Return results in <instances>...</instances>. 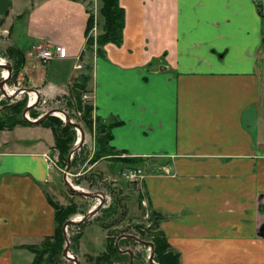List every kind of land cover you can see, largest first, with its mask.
I'll use <instances>...</instances> for the list:
<instances>
[{"label":"crops","instance_id":"obj_1","mask_svg":"<svg viewBox=\"0 0 264 264\" xmlns=\"http://www.w3.org/2000/svg\"><path fill=\"white\" fill-rule=\"evenodd\" d=\"M119 5L123 42L106 44L103 56L91 51L83 98L102 121L122 122L112 126L110 145L118 159L141 161L139 196L160 217L180 264H264V0ZM89 17L85 0H0L1 51L17 50L22 74L38 87L51 82L47 69L29 68L35 45L61 46L53 78L67 87L78 76L63 65L75 61L77 69L90 52ZM40 130L12 140L0 131V264H33L29 247L55 233L57 169L48 170L43 156L55 139ZM103 160L119 161L96 164ZM83 225L71 226V236ZM84 234L79 247L106 248V231L88 240ZM120 243L123 250L133 245Z\"/></svg>","mask_w":264,"mask_h":264},{"label":"rangeland","instance_id":"obj_2","mask_svg":"<svg viewBox=\"0 0 264 264\" xmlns=\"http://www.w3.org/2000/svg\"><path fill=\"white\" fill-rule=\"evenodd\" d=\"M87 2L89 12H90V17L93 18V23L91 25V28L88 30L87 33V39H93L94 43V48L97 47V39L98 37L103 33L104 29V19L100 15V7H101V1L99 0L98 2L95 3V1H89L85 0ZM38 45H43L44 47H49L52 48L54 46L50 45H45L44 43L37 44ZM35 49V47H34ZM33 49V50H34ZM90 52L91 50L88 49ZM4 51H1L0 47V58H2L1 61L4 62H10L13 66L12 73L14 71V66L16 64L17 57L15 54H11L10 51L4 47ZM86 52V56L83 60L77 61V69H74V62L73 61H68V65H63V67H69V71L71 72L72 75H77L78 78L73 81L72 83L69 84V86L65 87H57L56 82H58V79L53 78V71L54 69L61 68L62 64L58 63V61H50L52 65H48L49 63H45L36 57H34L31 54L30 61L28 63L29 68H33L35 65H39L43 67V70L47 69L49 76V81L51 82L50 84L46 85L42 84L39 85L38 87L33 86L32 83H29V77L26 74H22V69L20 70L19 74L17 75L16 79L12 78L13 74L11 77L8 78V81L5 83L4 87L6 89V92L12 93L13 91H17L19 88H32L41 91L40 96H39V104L37 105V108H32L31 110L37 114V118L41 117L43 114L51 111V110H60L66 112L68 114V117L70 120H72L74 123H78L81 125V127L85 130V141L83 145L79 148L76 149L74 152V155L76 154L78 156V163L76 166L70 167L69 172L66 171V168H61L60 167V157L59 153L57 150L53 148L52 151H49L47 153H50L52 155H57L58 157V166L59 169H57V179L55 178V187L54 188V193L56 196L55 197V202L58 203L60 206H69L73 205L78 208V211L71 216L69 219H74V220H79L82 219L83 216L89 212L91 209H93L97 203L96 198L92 197H86L83 196L82 194L75 193L68 189L64 183V176L66 175L68 178V181H70L71 184H73L75 187H78V189L83 190V191H88L90 193L94 191H102L106 194H108L109 200L108 203H113L115 207V211L112 212L111 214H106L105 209H101L98 214L91 218L90 220L86 221L83 226L80 228L81 234L83 232L85 233V239L88 240L91 235L93 236L94 234L99 235L100 233L107 232L110 237L109 239H113L117 235H120L121 233H127L129 232H134L136 229L139 231V233L143 236L145 239H152V235L155 234V230L157 228L156 223L154 220H152L151 215L148 219L144 218V212L142 213V206H141V198L139 196V191L135 189L133 185H131L123 176H122V171L125 168V165H123L122 162L120 161H108V160H103L99 164H94L91 165V162L89 163V157H91L95 151V148L98 149V144L95 143V135L99 139L100 137H103L101 139V143L104 146L103 149H106L110 151L109 146L107 147V141L106 136H109L107 133L103 132V134L100 133L101 129L100 123H96V119L98 118L95 114V108L94 104L90 101V99L83 98V95L87 92H80L77 89H74L75 91V97L81 95L82 98L80 102V106L78 107V104L74 98V93L71 94V88L75 85H82L85 80H90L91 78V59L89 58V55L92 54V52ZM23 56H25L23 54ZM24 58V57H23ZM82 64V65H81ZM48 65V66H47ZM80 66V67H79ZM5 68H0V77L2 74L5 73ZM55 83V84H54ZM60 84V83H58ZM87 87V86H86ZM36 94L34 93V96L32 93H19L16 96H7L4 94V91L0 89V111L5 110L4 105H13L16 102L22 101V103L27 107L32 101H36ZM72 99L71 104H68V101ZM90 112V115L92 116V119L94 120V130L93 134L88 132L85 128L84 125L85 123L82 121L83 114L85 111ZM56 112V111H55ZM52 117H56L61 120V122L66 125L69 123L66 121V119H62L61 117L57 115H51ZM49 116V117H51ZM29 117L32 119L31 115L29 114ZM48 117V118H49ZM46 118L45 120H47ZM100 119V118H99ZM44 120V121H45ZM101 120V119H100ZM42 121V122H44ZM101 123H106L101 120ZM52 129L50 127L44 126L42 123L39 125H32V124H23V125H17L14 130L11 131V129H5V130H0V131H7L2 136H4L7 139H21V138H31L34 135H36V131L40 129ZM75 141L73 144V147L79 142L81 139V135H79L78 129L75 128ZM41 131V130H40ZM97 131V132H96ZM51 134L53 133L49 131ZM99 143V145L101 144ZM100 147V146H99ZM111 155L118 158L119 156H122L119 154L117 151H110ZM45 154V153H44ZM73 155V157H74ZM44 156V155H43ZM88 157V158H87ZM82 158H87L84 163H82L81 159ZM103 158H108V157H103ZM102 158V159H103ZM122 158V157H120ZM136 166H141V164L136 165ZM56 174V173H55ZM54 174V175H55ZM128 184V185H127ZM127 193V196L124 194ZM140 197V198H139ZM111 201V202H110ZM109 205V204H108ZM97 224V227L95 231H92L94 229H90L86 226H89L91 224ZM102 225V226H101ZM142 226V230L138 227ZM86 227V228H84ZM71 226L68 227L67 233L69 235V239L73 236L79 233L78 229L74 233H72L71 236V231L74 230ZM78 228V227H76ZM75 228V230H76ZM88 228V229H87ZM85 229V230H84ZM146 230V232H144ZM92 233V234H91ZM141 236V237H142ZM108 238L106 239V243L109 240ZM105 241V240H104ZM43 242V241H42ZM42 242L39 244L41 245ZM50 244V243H49ZM126 244V243H125ZM124 243L123 245H120V248L123 250L124 247L126 246ZM38 245V246H39ZM66 242L63 244V248L65 247ZM76 244L71 242L69 243V254L70 255H77L79 258V264H90L91 261L89 260L90 258H97L100 256L101 253L104 252L102 250V245H98L97 247H79L77 244V249H75ZM128 247V246H127ZM135 250V258L133 264H148L147 263V256L149 254V251L143 250L141 247L134 248ZM119 251V250H118ZM120 252V251H119ZM173 253H177L176 251L172 250ZM121 253V252H120ZM122 254V253H121ZM124 255V254H123ZM127 255V254H125ZM48 257V256H47ZM128 257V258H127ZM126 261L124 259V262L120 264H129V255L125 257ZM46 259V257H45ZM181 263V262H180ZM59 264H75L74 259H69L66 257H61L60 263Z\"/></svg>","mask_w":264,"mask_h":264},{"label":"trees","instance_id":"obj_3","mask_svg":"<svg viewBox=\"0 0 264 264\" xmlns=\"http://www.w3.org/2000/svg\"><path fill=\"white\" fill-rule=\"evenodd\" d=\"M101 1V7H100V15L104 19V29L103 33L98 37L97 39V47L94 48L93 39H87L86 43V49H90L92 52H95L98 56L104 55V46L108 43H114L116 45H121L123 42V31L125 27V11L122 7L119 5V0H100ZM260 7V6H259ZM260 12L261 9H259ZM263 15V13H262ZM93 23V18L89 17L88 24H87V32L91 28V25ZM10 53L13 55L15 54L17 57L15 68L13 71L12 78L16 79L17 75L19 74L20 70L23 68L22 63V56L20 53L15 50L14 48L9 49ZM7 76V73L5 74V77ZM87 82L88 80H85V82L82 85H75L71 88V94L74 93V98L78 104V107L80 106V100L79 98H82V94L75 97V90H79L81 93L87 91ZM15 95V93L13 94ZM11 96V95H10ZM80 101V102H79ZM72 99L68 101V104H71ZM31 104V103H30ZM5 110L0 111V130L5 129H13L17 125H25L30 124L27 122V120L24 118L23 113L26 109V106L22 103V101H18L14 103L13 105H4ZM33 110V109H32ZM32 110L28 112L31 115L32 119L37 118V114L34 113ZM90 112L88 110L85 111L82 117V121L85 123L84 128L93 134L94 130V120L92 119V116L90 115ZM55 115L61 117L62 119H65V114L61 113L59 111H56L54 113ZM100 123V133L103 134V132L107 133L109 136H106L107 141V147L109 146L110 151L114 152V148L110 145V141L112 138L111 135V128L114 125H121V121H115L112 124L107 123H101V120L99 118L96 119V123ZM44 126H48L52 129L54 134V149L58 151L59 157H60V167L66 168L68 165V157L71 149L73 148V144L75 141V127L72 125H64L60 119L56 117H49L47 120L42 122ZM79 131V130H78ZM95 131V130H94ZM97 132V131H96ZM79 135H81L79 131ZM95 143L98 144V149L95 148L94 154L91 157H87L89 160V163L91 162V165L96 164L99 160H101L103 157L113 158L115 160H119L122 163H124L125 166L130 167H138L136 165H140V160L135 159H128V158H116L111 155V152L103 149L104 146L101 143V139L103 137H100L99 139L95 135ZM99 143H101L99 145ZM100 146V147H99ZM87 158H82L81 161L84 163V161ZM78 163V156L75 154L72 162L71 167L76 166ZM123 172V171H122ZM51 203L54 205L56 209L55 213V222H56V229L54 235L51 237H47L43 240L41 245L37 246H31L29 247L30 250L33 251L35 254V259L33 264H59L61 257H63V244L66 242V237L63 232V226L65 222L71 218L72 215H74L78 208L69 205V206H60L58 203H56L53 199H50ZM106 214H111L115 211L114 204L112 203L108 208L105 209ZM151 218L156 223V232L152 235L151 241L155 245V259L159 264H180V255L178 253H173L172 248L170 244L168 243L166 237L164 236L163 232L160 229V217L156 215L155 213H151ZM142 230V226L138 227ZM144 229V228H143ZM146 232V230H144ZM122 234V233H121ZM119 235L114 237L113 239H109L106 244V248L103 253L100 254L97 258H90L91 261L90 264H114V263H122L124 262V259L126 261V256L121 254L118 249L116 248L115 242ZM81 237V232L77 234V236H72L70 238L72 244L75 243V249H77L78 240ZM50 243V244H49ZM121 245V243L119 242ZM48 256V257H47ZM46 257V259H45ZM128 258V257H127ZM130 261V258H129Z\"/></svg>","mask_w":264,"mask_h":264},{"label":"water","instance_id":"obj_4","mask_svg":"<svg viewBox=\"0 0 264 264\" xmlns=\"http://www.w3.org/2000/svg\"><path fill=\"white\" fill-rule=\"evenodd\" d=\"M0 68H6L8 71H7V76L5 77V75H2L0 77V89L4 91V94L7 95V96H10L7 94L6 92V89L4 87L5 83L8 81V78L11 73H12V70H13V66L10 62H5L4 65H1L0 64ZM35 93L37 98H36V101L33 103V104H29L24 113H23V116L24 118L27 120V122H29L30 124L32 125H39L42 123V121H44L46 118H48L49 116L51 115H54L55 111H59L61 113H64L65 114V119L66 121L72 125L73 127H75L76 129H78L81 133V139L79 140V142L75 145V147H73L69 153V157H68V165L66 167V171L69 172L70 170V167H71V162H72V159H73V155H74V152L76 149H79L84 141H85V130L81 127L80 124L78 123H74L72 120L69 119L68 117V114H66V112L64 111H60V110H51L45 114H43L41 117H39L37 120H31L29 117H28V112L36 107L38 104H39V96H40V93L38 90L36 89H32V88H19L16 92H15V95H11V96H16L17 94L19 93ZM64 183L65 185L68 187V189H70L71 191L75 192V193H79V194H82L83 196H86V197H92V198H96L99 200V203L93 208L91 209L87 214H85L83 216L82 219H79L78 221L74 220V219H68L64 226H63V232H64V235L66 237V245L63 249V256L66 257V258H69V259H74V262L75 264H79V258L77 255H74L73 257H71L68 252H69V243H70V239H69V235L67 233V229L69 226H79V225H82L84 224L86 221L90 220L91 218H93L94 216L97 215V213L102 209L104 203H105V200H106V197L104 195V193L102 191H94L92 193L88 192V191H83V190H80L78 188H76L75 186H73L70 181H68V178L67 176L65 175L64 176ZM122 238H131L133 239L134 241H137L139 243H142L146 246H149L151 248V252H150V255H149V263L150 264H158V263H154V256H155V245L152 241H143V240H140L138 239L136 236L132 235V234H128V233H124L120 236H118V238L116 239V242H115V245H116V248L122 253V254H127L129 255L130 257V263L129 264H133L134 262V258H135V253L132 249L128 248V249H125V250H122L119 246V242ZM114 264H118V263H114Z\"/></svg>","mask_w":264,"mask_h":264},{"label":"built area","instance_id":"obj_5","mask_svg":"<svg viewBox=\"0 0 264 264\" xmlns=\"http://www.w3.org/2000/svg\"><path fill=\"white\" fill-rule=\"evenodd\" d=\"M63 54V48L59 45H56L52 48L49 47H44L43 45H38L35 46V49L32 51V55L34 57H36L37 59L45 62V63H49L50 61H52L53 59L57 58V57H61ZM80 67V66H79ZM4 75V74H3ZM37 108V107H34ZM44 158L47 164V168L50 171H54L56 169H59L58 166V157L57 155H52L50 153H45L44 154ZM168 172V171H167ZM122 176L131 184L135 187V189L137 191H143V187H144V180L146 178V174L144 172V170L140 167H130L125 169L122 172ZM105 195V193H104ZM141 206L142 208L145 209L144 212V218L148 219L150 217V212L148 211L149 209V200L145 195L141 196ZM110 198L107 195V199L105 200L106 203L105 205L107 206L109 203ZM149 255L150 252L147 256V263H148V259H149ZM72 256V255H70Z\"/></svg>","mask_w":264,"mask_h":264},{"label":"flooded vegetation","instance_id":"obj_6","mask_svg":"<svg viewBox=\"0 0 264 264\" xmlns=\"http://www.w3.org/2000/svg\"><path fill=\"white\" fill-rule=\"evenodd\" d=\"M107 195L108 194H106L105 193V197H106V199H107ZM109 197V196H108ZM111 200V199H110ZM111 202V201H110ZM105 203H106V201H105ZM105 203H104V205H105ZM109 205H111V203H109ZM128 234H132V235H134V236H136L138 239H140V240H143V241H151L150 239H145V238H143V236L139 233V231H137L136 229L134 230V232H127ZM142 236V237H141ZM128 239H130V240H132V243H133V245L132 246H130V247H127V249L128 248H130V249H132L133 251H134V253H136L135 252V250H134V248H137V246L138 247H141L143 250H147V252L149 251L150 252V247L149 246H146V245H144V244H142V243H139V242H137V241H134L133 239H131V238H128ZM154 263H158L157 261H156V259H155V256H154ZM118 264H120V263H118ZM148 264H150L149 263V261H148ZM159 264V263H158Z\"/></svg>","mask_w":264,"mask_h":264},{"label":"bare ground","instance_id":"obj_7","mask_svg":"<svg viewBox=\"0 0 264 264\" xmlns=\"http://www.w3.org/2000/svg\"><path fill=\"white\" fill-rule=\"evenodd\" d=\"M2 65H4V64L2 63ZM14 93H15V91L12 92V93H9V92L7 91V94H8V95H13Z\"/></svg>","mask_w":264,"mask_h":264}]
</instances>
